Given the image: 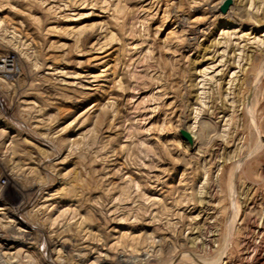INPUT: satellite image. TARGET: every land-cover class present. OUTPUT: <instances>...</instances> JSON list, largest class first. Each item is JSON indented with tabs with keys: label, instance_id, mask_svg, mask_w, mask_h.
Returning a JSON list of instances; mask_svg holds the SVG:
<instances>
[{
	"label": "rangeland",
	"instance_id": "rangeland-1",
	"mask_svg": "<svg viewBox=\"0 0 264 264\" xmlns=\"http://www.w3.org/2000/svg\"><path fill=\"white\" fill-rule=\"evenodd\" d=\"M226 1L0 0V264H264V0Z\"/></svg>",
	"mask_w": 264,
	"mask_h": 264
},
{
	"label": "water",
	"instance_id": "water-1",
	"mask_svg": "<svg viewBox=\"0 0 264 264\" xmlns=\"http://www.w3.org/2000/svg\"><path fill=\"white\" fill-rule=\"evenodd\" d=\"M232 4V0H227L224 4H223V6L221 7V11L223 12V13H226L227 11H228V9H229V7H230V5ZM184 135H185V137H187L188 139H190V135L188 134V133H184Z\"/></svg>",
	"mask_w": 264,
	"mask_h": 264
},
{
	"label": "bare ground",
	"instance_id": "bare-ground-1",
	"mask_svg": "<svg viewBox=\"0 0 264 264\" xmlns=\"http://www.w3.org/2000/svg\"><path fill=\"white\" fill-rule=\"evenodd\" d=\"M10 59H11V58H10ZM12 61H13V60H12ZM10 62H11V61H8V60L4 61V62H3V66H2L1 69H2L3 71L6 70V69L8 68V66H10V65H9ZM25 232H26V231H25ZM25 232H24V233H25ZM25 235L29 236V235H30V232L27 231V232L25 233ZM2 236H3V235H2ZM0 238H2V237H0ZM27 240H28V239H27ZM12 241H13V240H12Z\"/></svg>",
	"mask_w": 264,
	"mask_h": 264
},
{
	"label": "built area",
	"instance_id": "built-area-1",
	"mask_svg": "<svg viewBox=\"0 0 264 264\" xmlns=\"http://www.w3.org/2000/svg\"><path fill=\"white\" fill-rule=\"evenodd\" d=\"M5 184H6V181H2V182H0V191H1V189L4 187Z\"/></svg>",
	"mask_w": 264,
	"mask_h": 264
}]
</instances>
